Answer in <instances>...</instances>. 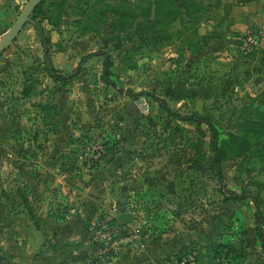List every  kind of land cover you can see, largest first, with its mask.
<instances>
[{
	"label": "rangeland",
	"instance_id": "rangeland-1",
	"mask_svg": "<svg viewBox=\"0 0 264 264\" xmlns=\"http://www.w3.org/2000/svg\"><path fill=\"white\" fill-rule=\"evenodd\" d=\"M173 2L46 0L0 54V264H264V53Z\"/></svg>",
	"mask_w": 264,
	"mask_h": 264
},
{
	"label": "crops",
	"instance_id": "crops-1",
	"mask_svg": "<svg viewBox=\"0 0 264 264\" xmlns=\"http://www.w3.org/2000/svg\"><path fill=\"white\" fill-rule=\"evenodd\" d=\"M199 2L204 18L202 26L210 32L208 36L225 39L230 48H236L233 40L244 38L249 32H257L264 26V0H201ZM241 50L240 46L239 51ZM259 65L257 61L253 63L250 66L251 72L264 73V68H260ZM243 70V67L239 69L241 72Z\"/></svg>",
	"mask_w": 264,
	"mask_h": 264
},
{
	"label": "trees",
	"instance_id": "trees-1",
	"mask_svg": "<svg viewBox=\"0 0 264 264\" xmlns=\"http://www.w3.org/2000/svg\"><path fill=\"white\" fill-rule=\"evenodd\" d=\"M146 1L148 3L147 6H149L151 4V0H145V2ZM182 1H183V6H184V8L186 10H188V8H190V5H196L197 4L193 0H182ZM198 1H201V0H198ZM167 2H168V5H169L170 8H171V6H173V7L175 6L173 0H167ZM44 3H45V1L43 3H41L37 7V9L34 11V13L38 12L39 10H42V7H43ZM197 5H198V9L200 11H202L201 6L199 4H197ZM51 8H55V10H57L59 12L58 13V17H59V14H60V11H61L60 8L58 6H56V5H54V6L51 5L50 9ZM121 9L123 11V9H125V8L122 7ZM158 9H159V7H158ZM146 11H147L146 14L149 13L147 9H146ZM115 12H117V11L115 10ZM169 12H171V11L168 10L167 13H169ZM33 14H32V16H33ZM105 68H106V71L109 69L107 65H106ZM46 69H47V67H46ZM47 71H48V69H47ZM259 118L263 119V122H261V121L260 122H258V121L255 122L253 120L254 123L253 122H250V123L244 122V124L241 123L238 126H241V128H244V129L247 128L245 130V132L248 133V134L253 133L256 140H259V138H263V141H264V117L259 116ZM206 124L208 126L209 131H210V148H211V150L213 152L212 162L210 164V170L214 173L215 177L219 178V180H220L221 176H220V172L218 171V164L220 163V160L223 157V155H225V153H223L221 148L218 146V135H217L216 129L214 128L212 123L207 122ZM233 198L236 199L235 196H233ZM257 230H258V236H259L260 242H261V248H262V250L264 252V236L260 232L259 229H257ZM216 255H217V253H215L213 255L212 260L215 261V259H217Z\"/></svg>",
	"mask_w": 264,
	"mask_h": 264
},
{
	"label": "water",
	"instance_id": "water-1",
	"mask_svg": "<svg viewBox=\"0 0 264 264\" xmlns=\"http://www.w3.org/2000/svg\"><path fill=\"white\" fill-rule=\"evenodd\" d=\"M46 0H29L22 10L19 12L16 20L11 27L5 32L0 39V54L5 52L17 39L23 28L27 24L33 25L42 36L41 29L32 21L31 17L37 7ZM45 44V43H43ZM45 64L51 76H53V70L51 68L47 49L44 50ZM117 220L126 226H130L133 222L131 213H122L117 217Z\"/></svg>",
	"mask_w": 264,
	"mask_h": 264
},
{
	"label": "built area",
	"instance_id": "built-area-1",
	"mask_svg": "<svg viewBox=\"0 0 264 264\" xmlns=\"http://www.w3.org/2000/svg\"><path fill=\"white\" fill-rule=\"evenodd\" d=\"M245 44L244 46H247V43H252L253 44V49L254 51H259L261 53H264V26L262 29L258 30L257 32H249L245 36ZM189 261H192L189 264H194V258L189 257ZM181 264H187L184 261L181 262Z\"/></svg>",
	"mask_w": 264,
	"mask_h": 264
}]
</instances>
